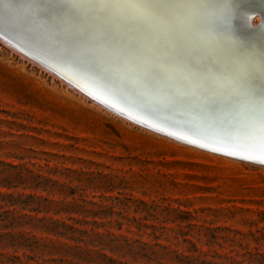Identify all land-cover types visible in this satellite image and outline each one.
<instances>
[{
	"label": "rangeland",
	"instance_id": "1",
	"mask_svg": "<svg viewBox=\"0 0 264 264\" xmlns=\"http://www.w3.org/2000/svg\"><path fill=\"white\" fill-rule=\"evenodd\" d=\"M92 103L0 43V264H264V166Z\"/></svg>",
	"mask_w": 264,
	"mask_h": 264
},
{
	"label": "snow or ice",
	"instance_id": "2",
	"mask_svg": "<svg viewBox=\"0 0 264 264\" xmlns=\"http://www.w3.org/2000/svg\"><path fill=\"white\" fill-rule=\"evenodd\" d=\"M225 0H9L8 31L110 90L234 117L264 150V41L236 36ZM264 18V12L261 13ZM7 34V32H5ZM264 163V158L261 159Z\"/></svg>",
	"mask_w": 264,
	"mask_h": 264
},
{
	"label": "bare ground",
	"instance_id": "3",
	"mask_svg": "<svg viewBox=\"0 0 264 264\" xmlns=\"http://www.w3.org/2000/svg\"><path fill=\"white\" fill-rule=\"evenodd\" d=\"M8 2L9 0H0V43L21 59H26L31 65L44 70L104 110L114 114L119 113L117 115L122 119L125 118L133 124L136 121L138 124L135 125L142 128L149 127L151 130L145 129L150 133L172 140L154 132L156 129L187 143L178 142L180 144L213 154L215 153L212 151H216L261 163L264 150L260 143L243 135L233 116L225 112H208L200 107L142 100L131 92L110 90L82 71L78 67V61H66L59 54V46L54 45L56 50L49 52L17 35L15 31H8V28L15 23L14 18L7 16L4 12V6ZM15 2L20 3L23 0H15ZM225 2L245 9L244 11L232 10L231 28L236 36L251 39L258 51L264 41V18L261 16L264 12V0H225ZM254 19L256 22H253Z\"/></svg>",
	"mask_w": 264,
	"mask_h": 264
},
{
	"label": "water",
	"instance_id": "4",
	"mask_svg": "<svg viewBox=\"0 0 264 264\" xmlns=\"http://www.w3.org/2000/svg\"><path fill=\"white\" fill-rule=\"evenodd\" d=\"M257 25H258V24H257ZM116 113H117V112H116ZM117 114H119V113H117ZM120 115H121V114H120ZM121 116H124V115H121ZM126 118H128V117H126ZM128 119H129V118H128ZM132 121H133V120H132ZM135 124H138V123H136V121H135ZM139 125L145 127L143 124H139ZM145 128H149V127H145ZM149 129H150V128H149ZM150 130H151V129H150ZM152 130H154V129H152ZM154 132H158V133L161 134V135L167 136L168 138H172V140H175V141H177V142L187 144L185 141H182V140H180V139H178V138H175V137H173V136H171V135L165 134V133H163L162 131H159V130H156V129H155ZM193 146H194V145H193ZM212 152H214L215 154H218V155L227 156L228 158H232V159H235V160H240V161H243V162H250V163L255 164V165H258V166H264V163H259L258 161L249 160V159H245V158H240V157H237V156L228 155V154L221 153V152H216V151H212Z\"/></svg>",
	"mask_w": 264,
	"mask_h": 264
}]
</instances>
